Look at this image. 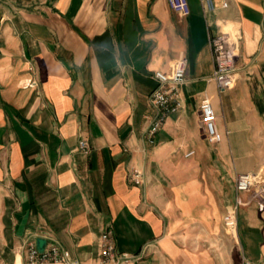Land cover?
<instances>
[{
  "label": "crops",
  "instance_id": "1",
  "mask_svg": "<svg viewBox=\"0 0 264 264\" xmlns=\"http://www.w3.org/2000/svg\"><path fill=\"white\" fill-rule=\"evenodd\" d=\"M189 3L182 16L167 0H0V264H27L35 237L104 264L107 232L118 253L144 251L120 264H220L237 197L248 204L230 236L264 264V210L236 190L238 174L264 167V0ZM224 24L240 57L235 87L221 92L210 37ZM180 56L179 105L150 142L154 72ZM206 98L218 144L202 126Z\"/></svg>",
  "mask_w": 264,
  "mask_h": 264
},
{
  "label": "built area",
  "instance_id": "2",
  "mask_svg": "<svg viewBox=\"0 0 264 264\" xmlns=\"http://www.w3.org/2000/svg\"><path fill=\"white\" fill-rule=\"evenodd\" d=\"M170 7L182 16L191 13L189 0H167ZM205 8L214 9L213 0H203ZM228 2H223L227 7ZM210 45L214 55L215 69L212 78L216 81L221 92L232 90L238 79V59L240 57V37L228 24L219 27L216 34L210 37ZM188 61L186 57L180 56L173 61L171 71L156 70L154 77L157 81L156 87L150 94L153 107V117L148 127L150 142H154V136L165 123L170 112L177 109L179 87L186 82ZM200 117L205 137L211 144H218L223 139V134L217 125V113L210 99H204L200 104ZM79 148L84 153H89L90 145L86 140L79 141ZM193 152H190L192 154ZM135 184L144 181V172L133 169L130 175ZM236 190L238 193H253L250 201H257L260 210H264V167L258 171L240 173L236 177ZM248 203L237 197L235 204L223 217L225 231L235 236L239 229V211ZM47 244L40 250L37 239H27L24 251L27 264H41L45 262H61L64 264H83L80 260L72 257L57 239L47 237ZM101 256L104 264H120L122 261L139 259L144 251L139 254L118 253L110 233H104L101 237ZM118 255V256H116ZM242 264H259L247 256H243Z\"/></svg>",
  "mask_w": 264,
  "mask_h": 264
},
{
  "label": "rangeland",
  "instance_id": "3",
  "mask_svg": "<svg viewBox=\"0 0 264 264\" xmlns=\"http://www.w3.org/2000/svg\"><path fill=\"white\" fill-rule=\"evenodd\" d=\"M251 197L253 195V193H250ZM254 202H257L256 200H254ZM260 217H261V213H259ZM226 236V257L221 256L220 259L217 258V260H220V264H242V242H241V238L239 236V238H234L230 235H225ZM212 248H214L216 251H218V248L216 246H211ZM219 262L216 261V264H218Z\"/></svg>",
  "mask_w": 264,
  "mask_h": 264
},
{
  "label": "water",
  "instance_id": "4",
  "mask_svg": "<svg viewBox=\"0 0 264 264\" xmlns=\"http://www.w3.org/2000/svg\"><path fill=\"white\" fill-rule=\"evenodd\" d=\"M37 244H38L39 249L43 250L44 247L47 244V239H45V238H37Z\"/></svg>",
  "mask_w": 264,
  "mask_h": 264
}]
</instances>
